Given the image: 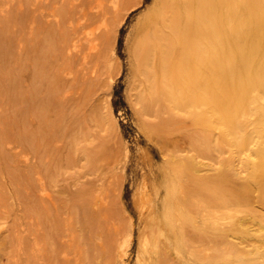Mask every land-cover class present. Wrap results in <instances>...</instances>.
Instances as JSON below:
<instances>
[{
  "label": "bare ground",
  "instance_id": "1",
  "mask_svg": "<svg viewBox=\"0 0 264 264\" xmlns=\"http://www.w3.org/2000/svg\"><path fill=\"white\" fill-rule=\"evenodd\" d=\"M142 3L0 0V264H126L136 227L135 264H264V0L137 17L129 96L162 163H145L138 223L115 213V45Z\"/></svg>",
  "mask_w": 264,
  "mask_h": 264
},
{
  "label": "rangeland",
  "instance_id": "2",
  "mask_svg": "<svg viewBox=\"0 0 264 264\" xmlns=\"http://www.w3.org/2000/svg\"><path fill=\"white\" fill-rule=\"evenodd\" d=\"M152 1L153 0H144V3H142L139 7L131 11L129 16H127V18L124 20V23L122 24V27L118 32L116 42L117 44L115 43V47L119 57L118 60H120L119 62L123 66V72L114 78V82H112L113 90L111 91V96L109 97L111 99L112 107L120 127V135L115 136L114 138L110 137L111 141H109V143L113 144V146H128L130 158L126 171L124 168L120 169L121 167L117 170L118 174H124L125 179L123 180V185L120 188L122 191L121 199H113L114 204L116 205V210L118 212L117 213L115 211V213L121 215L124 219H132V221H135L136 223H138L139 219V211L135 200L136 191L139 186V183H141L142 181L143 176H145L149 172L145 166V163L148 162L150 158L151 161L156 164V166H159V164L162 163L159 148H157V146H155L152 142H149L147 138L143 136L139 129L138 117L135 114L129 96L130 86L128 83L130 79L129 49L131 46V29L133 24L136 22L137 17H139L142 13L146 11L145 9L147 8L145 6L147 4L152 5ZM66 178L68 177H65V179ZM65 179L62 178V182L60 184L62 191H65V193H71L72 196H74V193H77L79 191V189L77 190V188H81L80 184L78 182H75V180H70L72 182L71 183L69 182V180L67 181ZM54 195H56V193ZM58 197L61 199L63 196L59 195ZM60 199H58V201ZM106 222H103L105 223V227ZM138 233L139 229L138 227H136L137 237L135 239V242L133 243V249L131 252L132 254L127 259L126 264H135L136 262V257L138 255ZM93 247L94 246H92L91 249H93ZM47 251L46 254H48L49 252ZM53 255H55V253H53L52 256ZM58 256L59 255L56 256L57 261H60L63 255H60V257Z\"/></svg>",
  "mask_w": 264,
  "mask_h": 264
}]
</instances>
